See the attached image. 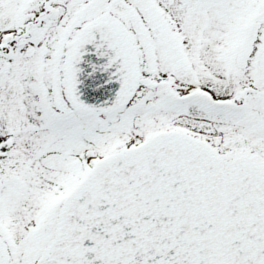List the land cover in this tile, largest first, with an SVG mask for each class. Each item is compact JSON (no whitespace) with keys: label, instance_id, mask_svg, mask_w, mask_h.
Here are the masks:
<instances>
[{"label":"snow or ice","instance_id":"6c2138e0","mask_svg":"<svg viewBox=\"0 0 264 264\" xmlns=\"http://www.w3.org/2000/svg\"><path fill=\"white\" fill-rule=\"evenodd\" d=\"M0 264H264V0H0Z\"/></svg>","mask_w":264,"mask_h":264}]
</instances>
